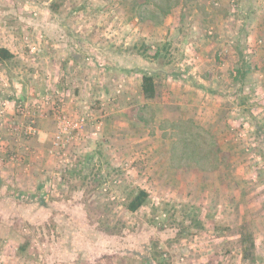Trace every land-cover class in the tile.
Listing matches in <instances>:
<instances>
[{
    "label": "rangeland",
    "instance_id": "374dc122",
    "mask_svg": "<svg viewBox=\"0 0 264 264\" xmlns=\"http://www.w3.org/2000/svg\"><path fill=\"white\" fill-rule=\"evenodd\" d=\"M167 8L170 12L163 16L160 11ZM170 20L175 22L172 23ZM196 21L202 22L201 35L213 43L212 49H209L211 58L209 65H214L215 71L220 65L228 64L232 67L234 64L231 62L232 55H238L239 58L237 57L238 61L235 64L237 66L229 71L230 82L226 90L231 89V92L227 94L228 108L223 116L226 121L223 128L229 130L220 138L221 141L217 139V135L222 132L216 126L205 128L191 120L181 121L180 110L176 107L169 109L173 121L167 126L172 128L174 132L170 134L175 136L171 141L175 143L172 159L180 166L185 165L180 178L185 179L186 176L191 179L184 185V182V184L174 183L170 174H165L163 178L162 174L154 170L155 165L160 162L159 160L155 162L154 159L158 149L162 150V144L148 140L141 142L139 139H124L122 144L113 141V138L108 141L102 140L107 125L115 118L124 116L123 120H128L126 118L128 112L133 118L136 117L132 114L133 108H129L126 104L129 102L131 106L130 102H137V98L130 99L117 92L125 86V82L121 80L118 81L117 86H110L109 89L112 91L113 88V91H109L104 83V73H100V70L105 71L109 67L120 69L123 55L140 53L139 47L144 46L146 49L150 48L147 56H143L147 72L161 68L167 71L164 74L179 73L178 69L183 63L185 52L187 53L185 38L190 37L191 32L196 33L190 24ZM128 22L131 25L129 27H133L132 32L126 28ZM43 23L47 28L40 31L39 25ZM134 24L137 26H132ZM156 24L163 26L158 28L161 31L157 30L159 42L157 39L147 42L148 38L142 36V32L145 30L146 35L150 31L153 32L152 27ZM36 26H39V29H36ZM6 31H11L16 37L20 54L24 58H16L9 62L13 63L16 71L20 70L19 74L7 73L8 68L5 67V70L3 64H0V87L6 81L11 83L13 80L18 82L26 80V75H32L36 71L39 73V78L48 72L53 78L60 75L68 59L72 58L67 52L60 53V49L56 47L49 50L45 48L44 42L50 37L53 39L64 37L68 49L69 45L75 47L78 42H86L89 45L88 50L81 53L86 65L97 68L92 75L89 74L85 82H89L87 89L93 93L92 96H87L92 98L90 101L95 102L93 106L81 110L68 108V112L74 116L81 115L90 119L86 131L90 128L89 138L97 139L95 141L99 142V155L101 161L103 159L101 163L103 167L98 170L96 167L88 176V187L85 189L86 192L81 194L82 201L92 216L96 215V211L106 216L111 214L108 219L112 218L115 221L114 230L123 236H125L124 231L129 230L128 240H133L135 245L143 243L145 247L140 248L139 251L145 255L148 254L147 246L151 242H159L162 246L169 245L168 249L163 248L169 258L172 260L174 256L173 261H178L179 264H197L199 261V264H207V262L208 264H264V134L260 136V141L255 134L259 125L264 129V0H0V33L4 34ZM126 37L130 43L124 46ZM32 45H38L33 52L35 54L30 52L32 49L29 46ZM104 47L113 49L114 57L105 55ZM228 47L235 48L237 53H233ZM157 49L160 51V56L152 59L151 55ZM13 50L14 53H18L16 48L13 47ZM192 51L198 52L197 49ZM58 52L60 54L56 55ZM196 53L192 55L195 58L193 62L200 61ZM32 57L34 59H31ZM70 62L73 67L76 66L73 59ZM242 62L251 67V72L240 81L238 71ZM130 63L132 66L129 71H132L137 65L132 59ZM85 70H80L73 78L84 75ZM118 76L116 75L115 78ZM60 77L65 78L64 75ZM66 80L70 82L69 78ZM69 84L71 95H66L65 92V95L56 92L45 95L29 94L30 97L22 99L16 98L13 93L2 94L0 133L6 132L9 135L7 138L10 137L11 141L17 143L38 137L40 119L37 117H35L37 134L29 138L24 136L23 127L30 123V119L18 113L19 105L26 106L33 116V104L43 97H50L52 100L44 105L43 112L49 115L47 118H52L55 122L52 111L55 110L58 99L64 97L65 102H70L69 106H75L72 96L80 86L74 79ZM242 89L245 91L241 92ZM12 101L13 108H11ZM152 113L151 110L147 112L148 116L154 119ZM130 124L135 126L132 123L122 124L128 128L127 132L135 128L130 127ZM17 126L22 128L15 130ZM148 126L152 130L153 127ZM2 138L0 134V141ZM89 138L85 134L81 143H74L63 149L67 153L68 164L64 161L63 163L60 157L52 153V149L50 150L49 154L58 159L60 166L58 171L64 170L69 174L75 163V159L69 156L71 147L84 144ZM116 145H118L117 149ZM26 148H23L25 154L28 153ZM14 155L22 157L19 153L5 154L0 158L1 163L14 164L15 162L11 161ZM99 161L94 164H99ZM220 165L222 170L216 174ZM206 169L211 171H204ZM199 174L202 177L198 176ZM199 177L202 183L200 181L197 183L196 179ZM2 182L0 180V260L5 251L7 260L15 254H21L19 250L14 251L9 243L12 239L11 229L19 233L17 235L22 238V245L27 241L24 247L31 245L30 240L32 242L33 236L25 235L26 226L15 216V213L22 209L26 211L27 205L9 199L8 192L2 195ZM140 186L145 187L141 188L151 194V200L137 213L131 214L125 208L128 193L132 187ZM73 190L79 191L71 189ZM58 192V185L55 188L41 187L34 193V197H37V202L42 200L45 203L47 198L50 201L58 197L56 195ZM194 213H198L203 228L189 225V218ZM240 216H247L250 219L248 223L245 222L246 228L255 229L256 231H253L256 234L259 232L257 238L261 239L260 247L256 251L245 253L241 247L232 250L230 247L219 245L222 237L221 234L216 233L236 227V218L239 219ZM182 221L184 222L181 223ZM209 230L213 231L214 244L202 241V246L199 243L200 238L205 237L207 240L208 237L204 234ZM171 240L175 242L169 243ZM9 247L10 254H7ZM123 262L126 264V260ZM129 264H141V262L133 260Z\"/></svg>",
    "mask_w": 264,
    "mask_h": 264
},
{
    "label": "crops",
    "instance_id": "0c3cea01",
    "mask_svg": "<svg viewBox=\"0 0 264 264\" xmlns=\"http://www.w3.org/2000/svg\"><path fill=\"white\" fill-rule=\"evenodd\" d=\"M170 22L173 23L175 21L170 20ZM190 24L191 28L196 30V33L191 32V36L185 38V44L187 45L186 51L188 54L185 52V56L187 57L185 58L184 56L183 63L178 69L179 73L171 75L164 74L167 73V71L161 68L153 69L151 72H148L156 75L155 98L146 99L143 95L142 76L143 73L147 72L145 68L146 61L138 52L126 54L127 56L123 55L120 69L109 67L108 69L106 68L105 71L100 70V73H104V83L108 86L107 89L109 91H111L109 89L110 86H117V83H119L118 81L121 80V82H125V86L123 89H118L117 92H120L121 95L130 99L137 98V102H130L132 104L131 106L129 102L126 104L129 108H133L132 114H135L136 117L133 118L130 112H128L129 114L126 116L128 120H123L124 116L122 118H115V120L111 121V124L107 125L102 140L108 141L113 138V141L121 143L124 139H139L141 142H147L148 140L162 144V150L161 148L158 149L156 153L157 156L154 159L155 162L158 160L160 162L155 165L154 170L158 174H162L161 177L163 178L165 177L164 175L168 173L172 177L174 183L184 182V185L191 179L186 176L185 179L180 178V174L184 171L185 165L180 166L174 163L172 159V152L175 153V149H173L175 143L173 144L171 141L175 139V136L170 134V132L174 131L171 127L169 128L167 126V124L173 121V115L169 112V109L172 107L178 108L181 112V121L191 120L205 128L216 126L218 130L222 132L220 135H217V139L221 141L220 138L229 130L223 128L226 123L223 116L227 111L229 100L227 94L231 92V89L226 90V87H228L227 84L230 82L228 80L229 71L233 70L234 66H237L235 64L236 61H238L237 57L239 58L238 55H232L231 58L233 61L231 62L234 63L232 67L228 64L218 67L215 66V71V69H213L214 65H209L211 61L209 49H212L211 44L213 43L201 35V28L203 27L202 22L196 21L194 24ZM39 26L40 29L38 28ZM39 26L35 28H38L40 31L47 28L44 23ZM129 26H131L130 23H126L127 30L132 32L131 29L133 27L130 28ZM132 26L136 27L137 25L134 24ZM159 27L162 28L163 26L158 24L154 25L152 27L153 32L150 31L147 35L144 30L142 36H147V42H151L154 39L156 40L158 38L157 32L161 31V29H158ZM8 28L10 29V27ZM127 38L128 37H126L124 46L130 43V40H127ZM63 39L65 38L57 37L53 39L50 37V39L44 42V44H46V47H44L48 48V50L49 48L56 47L60 49V53H69V55L66 54L74 60L76 66L73 67L70 62L72 59L69 60L67 58L68 63L65 65L64 71L56 78L51 77L49 72L39 78V73L36 71L34 74L32 73V75H26V80L24 79L21 82L13 80V82L11 81L10 83V81H6V83L0 87V96L4 93H13L16 95V98L20 97L24 99L30 97L29 94L45 95L56 92L58 94L65 95V93H67L66 95H71L69 94L71 92L69 90V83H72L74 79L78 81L80 89L74 91L72 98L75 100L73 103L75 106H68L69 110L76 108L81 110V108L93 106L95 101H90L92 98L88 97L89 95L92 96L93 93H90L87 89V84L89 82H85L89 74L92 75L97 71V68L86 65L83 61L84 56L82 54L88 50L87 46L89 45L86 42H78L76 45L73 43L75 47L69 45L70 48L68 49L66 48L67 46H65L67 45V41ZM16 41L17 39L11 34V31H6L4 34L0 33V47L9 49L15 56L14 60H16V58L23 59L24 56L20 54V48ZM157 41L159 42L158 39ZM37 46L38 45L29 46V48L32 49L30 51L31 54H35L33 52L36 51V48H38ZM104 46H106L105 43ZM13 47L17 49V54L14 53ZM104 48L105 55H109L111 58L114 57L113 49L109 47ZM183 49L185 50V48ZM192 49H197L199 53L192 51ZM228 49H231L235 54L237 53L235 48L228 47ZM60 53L58 52L56 55ZM194 53L199 55V62H193V60H195V58L192 57ZM31 59L34 58L32 57ZM131 59L132 61L134 60L137 67L129 71L132 66H130ZM0 64H3V69L6 70V68H8L6 70L7 73L19 74L20 70L16 71L13 63L6 62ZM51 68L52 67H50V69ZM82 69L87 70L84 71V75H79V78H73L74 76L76 77V75L79 74L78 72ZM61 75H64L65 78L62 79L60 77ZM116 75L119 76L115 78ZM107 77L109 79H107ZM67 78L70 79L69 83L67 82L68 80H66ZM30 79L32 81H30ZM90 79L94 80V78ZM73 88H75L74 84ZM111 89L113 91V88ZM42 95L40 96L42 97ZM13 106L14 102L12 101L11 108H13ZM149 110L153 112L154 119L148 116L147 112ZM52 114H54V111H52ZM123 123L135 124V126L130 124V127L135 128L131 130V132L129 131V133L126 131L128 128L122 125ZM38 125V137L29 141H20V143L11 141L10 137L8 139L7 136L9 135H7L6 132L0 133L3 137L0 141V158L9 153H19V155L22 156L19 161H22L21 163L2 164L0 161V180L3 181L1 193L5 195V192H8L9 199L27 205L26 211L22 209L15 213V216L26 226L25 235L33 236L31 237L32 242L30 240L31 245L23 247L21 250L18 249V242L11 239L9 243L14 248V251L19 250L21 254H15L13 257L8 256L10 258L6 260V251L4 252L5 254L2 252L3 256L1 255L0 264H124V260H126V264L132 263L133 260L141 262V264H152V262L145 261V258L148 257L146 255L148 254L145 255L139 251L140 248L145 247L143 243L135 245L133 240H128L127 232L129 230L124 231L123 234L125 236L121 235L114 230V226L116 225L115 221H113L112 218L108 219L111 217V214L106 216L104 213L96 211V215L94 214V216H92L86 209L85 203L82 201L83 196L81 194L85 193V189L88 187V176L91 175L96 167L97 170L103 167V164H101L103 159L101 161L99 155V142L95 141L97 139L89 138V136L91 137L90 128L86 131V136L89 138L87 142L74 145L69 151V156L75 159V163L68 174L64 170L58 171V168H60L58 159L49 154L52 149V138L56 130L54 120L52 118L42 119L39 121ZM148 125L153 127L152 130ZM24 147H27V154L23 151ZM107 147L109 148V145ZM117 148L118 145H116V149ZM65 155L67 156V153H65ZM97 160H100L99 164H94ZM105 166L106 165H104V167ZM189 169L192 168L190 167ZM207 170L211 171V169H206L204 171ZM217 170V172L216 169L214 170L216 174L222 170L221 165ZM198 176H200V174ZM200 177L196 179V181H198L197 183H199V181L202 183ZM221 180L222 179H217V181ZM55 184L59 187V192L56 194L58 197L50 201L47 198L45 203L42 200V202H37V197H34V193L41 187L55 188ZM98 185L99 184H97V186ZM141 187L143 186H140V188ZM71 189H78L79 191H71ZM54 192L56 191L54 190ZM47 197H49V195H47ZM131 214L134 213L131 212ZM247 216H240L239 219L236 218V227L232 229H223L221 233H216L221 234L222 237L219 243L220 246L225 248L230 247L232 250L241 247L245 253L256 251V249L260 247L259 240L261 239L257 238L259 232L256 234L254 233V231H256L255 229H253V231L252 229L246 228L245 222L248 223L250 221ZM10 231H12V234L15 233L12 229ZM204 236L208 237V239L205 240V237L200 238L199 243L202 244V246L206 241L213 243L214 238L212 230L207 231ZM160 246L161 248L165 247V249H168L167 245ZM10 250L9 247L7 249V254H10ZM166 255H168L167 251L165 253V256ZM174 258L173 256L172 264H179L178 261H173Z\"/></svg>",
    "mask_w": 264,
    "mask_h": 264
},
{
    "label": "trees",
    "instance_id": "16d2710c",
    "mask_svg": "<svg viewBox=\"0 0 264 264\" xmlns=\"http://www.w3.org/2000/svg\"><path fill=\"white\" fill-rule=\"evenodd\" d=\"M161 14H163V16H166L169 12L170 9H162ZM149 49H146L144 46L139 47V54L143 57V56H147V54L149 53ZM160 56V51L159 49H157L156 52H154L151 57L152 59H157ZM15 56L14 54L7 48L4 47H0V63H6V62H10L12 60H14ZM241 69L238 71L239 74V80L243 81L247 75L249 74V72H251V67L247 64L242 62L241 63ZM155 78L156 75L154 73H148L145 72L143 73L142 76V92L143 95L146 99H153L156 96V83H155ZM245 91V89L241 90V92ZM256 138L260 141V136H262L264 134V129L261 125H259L256 129ZM264 152V151H263ZM151 200V194L140 187H132L131 190L128 193V197H127V201L125 203V208L126 210L135 213L138 212L141 208H143L144 206L148 205V203ZM196 208V207H194ZM184 221H182L181 223H183ZM189 225H194L195 227L198 228H203V223L201 221V219H199L198 213H194V215L189 218ZM161 231V230H160ZM19 233H17V231L15 230V233L11 235L12 239L18 242V245L20 247L19 250H21V248H23L25 245H27V241L22 245L21 242V237H18ZM183 238V237H181ZM169 239V238H167ZM175 241H169V243H172ZM169 246V245H167ZM148 257L145 258V261H149L150 263L152 262V264H172V260L168 257V255L165 256L166 250L161 246L159 242H151L148 246Z\"/></svg>",
    "mask_w": 264,
    "mask_h": 264
},
{
    "label": "built area",
    "instance_id": "2783aa9c",
    "mask_svg": "<svg viewBox=\"0 0 264 264\" xmlns=\"http://www.w3.org/2000/svg\"><path fill=\"white\" fill-rule=\"evenodd\" d=\"M51 100L52 99L50 97H43L42 100L34 103L32 106L33 116H31V112L27 110L26 106L19 105L17 110L18 113L21 116L30 119V123L23 127V134L25 137L29 138L37 134L38 129L35 122L37 118L42 120L49 117V115L43 112V107ZM69 103L64 101V97H61L60 100L58 99V103L55 104L56 108L54 110L53 117L56 122V132L52 141L53 148L51 150L52 153H56L60 157V160L62 162L64 161L66 164H68L69 159H67L65 151H63V149H66L67 146L71 144L81 143V140L85 138L86 129L90 124V119L86 116L71 115L68 112V106L70 105ZM94 125L96 126V123H94ZM20 128L22 127L17 126L15 127V130H19ZM93 134H96L95 129ZM11 161L17 162L20 161V158L17 155H14L13 157H11Z\"/></svg>",
    "mask_w": 264,
    "mask_h": 264
}]
</instances>
